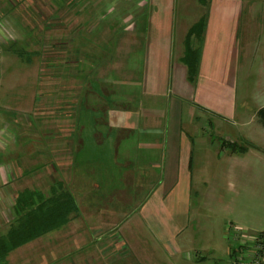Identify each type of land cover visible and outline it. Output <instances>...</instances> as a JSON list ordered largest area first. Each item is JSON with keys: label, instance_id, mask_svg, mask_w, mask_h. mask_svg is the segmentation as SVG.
<instances>
[{"label": "rangeland", "instance_id": "rangeland-1", "mask_svg": "<svg viewBox=\"0 0 264 264\" xmlns=\"http://www.w3.org/2000/svg\"><path fill=\"white\" fill-rule=\"evenodd\" d=\"M133 1L0 0V234L14 220L19 191L29 188L47 193L57 180L74 193L83 210L85 194L94 186L93 194L100 191L104 199H92L93 205L106 203L119 216L131 217L126 226L124 221L110 220V230L98 232L108 240L107 244L98 241L99 248L73 247L66 240L37 242L13 255L11 263L6 257L0 264H92L91 257L96 258L102 248L105 258L96 264H120L119 260H127L126 264H245L240 254L230 256L239 247L232 224L246 204L251 205V215L243 217L252 221L263 187L257 182H231L224 176L230 167L223 161L209 169L220 180L215 183L209 175L211 188L209 180L200 187L195 175L188 195L179 179L175 191L154 208L148 220L160 225L159 236L148 232L140 221L143 217L146 222L144 216L136 213V205L154 181L144 175L148 168L137 167V149L132 152L136 154L132 163L142 176L121 161L117 150L124 145L117 133H105L102 124L107 122L103 118L107 107H118L119 92L133 89L113 84L117 73L112 64L127 65L118 79L128 84L132 80L128 66L140 62L133 48L137 14ZM247 47L244 61L240 58L239 62L236 107L249 117L245 128L253 131L257 123L252 113L264 103V28L259 33L251 31ZM95 78L107 82L102 85ZM92 93L105 105H97ZM75 112L80 116L77 122ZM74 123L78 134L71 136ZM205 123L208 137L217 146L234 140L217 134L214 126L210 131L208 120ZM240 123L221 119L215 125L232 135L229 130H239ZM146 137L135 135L131 145ZM244 138L240 135L236 143L245 144ZM75 145L76 166L72 164ZM89 161L95 164L88 166ZM132 175L143 181L135 182ZM234 185L236 193L231 189Z\"/></svg>", "mask_w": 264, "mask_h": 264}, {"label": "crops", "instance_id": "crops-1", "mask_svg": "<svg viewBox=\"0 0 264 264\" xmlns=\"http://www.w3.org/2000/svg\"><path fill=\"white\" fill-rule=\"evenodd\" d=\"M133 2L137 11L134 17L136 28L133 48L134 53L139 54L140 62L128 66L132 72V80L128 84L118 79V76L125 74L127 65L118 62L112 64L117 73L113 84L126 85L133 89L125 93L119 92L118 96L121 100L119 102H123L125 106L119 107V102L118 107L108 106L103 113V118H106L107 122L104 121L102 124L105 133H117L118 140L124 145L122 150H117L118 155L121 151L118 156L121 161L136 168L141 176V170L137 167L148 168V173L144 172V175L148 174L154 181L143 201L136 205V213L143 215L146 220L143 221L141 216V224L148 232L159 236L160 225L148 220L149 217L152 218L149 215L154 208L161 207L167 196L175 191L179 179L184 182L188 195L193 190L192 182L195 175L200 180L198 182L200 187H205L203 183L209 180L211 182L209 188H211L213 181L208 176L213 172L211 173L209 169L220 165L223 161L230 167L223 172L224 176L230 177L231 182L262 184L259 209L254 211L252 221H247L243 217L251 215V205L246 204L245 209L240 210V215L234 217L236 223L233 224L244 229L249 237L260 236L263 247L261 257L264 259V125L257 116L258 110L264 107V103L256 107L257 109L252 113V118L257 123L253 131L245 128L250 120L249 117L241 114L236 107L240 58L243 62L251 31L259 33L264 28V0H134ZM201 20L204 22L201 39L192 41V47L199 48V63L197 76L194 83H191L188 80L187 66L182 61L186 49L185 39L191 27ZM106 35H109L108 32ZM93 80L101 84L107 82L98 78ZM91 99L96 101L97 105H105L104 100L94 93ZM73 115V119L77 122L80 117L79 112ZM221 119L227 122L240 121L242 128L230 129L232 135L222 132L223 130L215 125ZM207 120L210 131L214 126L217 134L228 135L226 139L233 138L234 142L240 139V135L245 136V143L252 144L251 147L245 152L238 153L232 152L222 143L217 146L214 140L208 137L209 131L205 128ZM73 125L75 128L71 136H76L77 123ZM135 135L147 137L146 140H138L136 145H131ZM77 148L78 145H75L72 161L74 166L79 163H77ZM136 149L140 153L137 157L132 153ZM134 157L139 161L137 167L132 163ZM94 164L95 162L89 161L88 166ZM219 173L222 175L221 171L217 172ZM135 175H132L135 182L143 181V178L139 179ZM214 181L218 183L220 180L214 176ZM58 182L64 184L61 180ZM64 186L75 198L77 214H72L69 221L58 229L9 253L7 258L10 263L13 255L18 251L22 252L25 247L37 242L44 244L53 240H66L70 241L73 247L99 248L98 241L104 240L103 242L107 244L108 240L100 238L98 232L110 230V220L124 221L125 226L130 223L131 217H124L126 213L120 217L119 212L113 210V207L109 208L106 203L92 204L91 200L94 198L104 199L100 191L96 196L93 194L94 186L85 194V199L87 198L85 210L74 193L65 184ZM231 189L236 193L235 189L238 188L234 185ZM37 191L48 196L49 189L47 193ZM246 191L248 193L247 185ZM107 195L105 194V197ZM73 230L76 232L72 233ZM173 250L174 247L171 248V251ZM103 251V248L99 249L96 258L91 257L92 264L105 258ZM233 251L230 255L232 257L239 254L242 257L246 252L241 251L240 247ZM18 261H22L21 258H18ZM119 261L122 264L128 263L127 260ZM86 264L90 262L87 261Z\"/></svg>", "mask_w": 264, "mask_h": 264}, {"label": "trees", "instance_id": "trees-1", "mask_svg": "<svg viewBox=\"0 0 264 264\" xmlns=\"http://www.w3.org/2000/svg\"><path fill=\"white\" fill-rule=\"evenodd\" d=\"M203 29L204 22L201 20L191 27L185 39L186 49L182 61L187 66L188 80L191 83L195 81L199 63V48H193L192 41H200ZM257 116L264 125V107L258 110ZM222 144L238 153L245 152L252 145H239L236 142ZM77 212L74 196L61 182H54L50 186L48 196L37 190L20 191L14 201V220L7 231L0 235V260L4 261L15 249L63 226Z\"/></svg>", "mask_w": 264, "mask_h": 264}, {"label": "built area", "instance_id": "built-area-1", "mask_svg": "<svg viewBox=\"0 0 264 264\" xmlns=\"http://www.w3.org/2000/svg\"><path fill=\"white\" fill-rule=\"evenodd\" d=\"M232 227L234 228L233 239L239 244V247H248L240 261L243 263L246 259L245 264H264V259L261 257L263 247L260 236L249 237L241 227L235 224H232Z\"/></svg>", "mask_w": 264, "mask_h": 264}]
</instances>
